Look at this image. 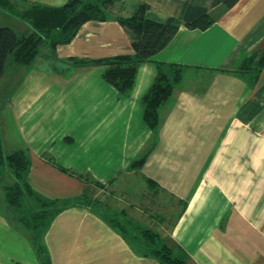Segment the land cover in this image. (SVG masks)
<instances>
[{
  "label": "crops",
  "instance_id": "0c3cea01",
  "mask_svg": "<svg viewBox=\"0 0 264 264\" xmlns=\"http://www.w3.org/2000/svg\"><path fill=\"white\" fill-rule=\"evenodd\" d=\"M187 1L118 0L111 19L84 23L54 54L45 47L30 66L11 61L0 78L14 95L0 103L4 149H26L34 192L65 206L41 232V253L0 185V264H162L85 202L118 195L123 212L189 264H264V0L210 9L206 30L181 26L139 65L128 95L104 80L103 66L70 60L134 53L117 18L147 4L146 16L165 22ZM159 63L178 65L182 78L153 132L141 99ZM148 149L142 168H132Z\"/></svg>",
  "mask_w": 264,
  "mask_h": 264
},
{
  "label": "trees",
  "instance_id": "16d2710c",
  "mask_svg": "<svg viewBox=\"0 0 264 264\" xmlns=\"http://www.w3.org/2000/svg\"><path fill=\"white\" fill-rule=\"evenodd\" d=\"M116 1L118 0H67L60 6L33 3L20 8L15 0H0V10L26 22L30 27L26 32L18 33L11 26H0V78L7 71L9 56L16 65L30 66L43 53V45L50 54H54L58 46L70 43L77 36L84 23L111 19L112 6ZM213 1L215 4L210 7L207 0H188L180 17H171L165 22L149 19L146 16L148 5L141 4L133 16L117 18L130 35L134 53L95 60L72 57L70 60L75 66H103L104 80L121 94L128 95L134 87L139 65L165 48L181 26L206 30L215 22L214 13L210 9L226 10L239 0ZM181 78L182 70L178 65L158 64L157 76L141 99L144 121L153 132L158 130L161 123L160 108L172 95ZM150 150L135 159L131 167H141ZM4 164L11 169L15 180L3 186L5 201L17 211L18 220L31 231L36 248L43 253L44 248L39 242L41 232L64 206L58 200L46 199L34 192L27 181L29 157L26 149L6 152L0 138V166ZM28 195L37 205H45L44 209H36L35 206L26 209L24 200ZM51 204L62 207L50 212L46 208ZM145 254L157 258L162 264H189L187 258L174 255L166 245L152 247Z\"/></svg>",
  "mask_w": 264,
  "mask_h": 264
},
{
  "label": "rangeland",
  "instance_id": "374dc122",
  "mask_svg": "<svg viewBox=\"0 0 264 264\" xmlns=\"http://www.w3.org/2000/svg\"><path fill=\"white\" fill-rule=\"evenodd\" d=\"M207 3L210 7L214 6V4H215V2L213 0H207ZM16 4L19 5L18 3H16ZM4 25L13 27L18 33H23V32H26V30L30 29L29 25L26 22H24V21L16 18L15 16H12V15L5 13L2 10H0V26H4ZM44 48H45V46L43 45L42 50H44ZM11 61H12V58H11V56H9L8 61H7L8 62V65H7L8 71H9V68L11 67L10 66ZM11 70H13V69H11ZM13 96H14L13 92H11L8 84L5 82H1L0 83V103L3 100H5L6 98L11 99V97H13ZM148 150H150V149H148ZM142 155H140V156H142ZM142 166L141 167H134V169H140V168H142ZM13 182H15V180L12 176L11 169L5 164L3 166H0V185L13 183ZM0 191H1V188H0ZM1 197L4 201L5 200L4 191H2ZM115 198L118 199L115 201L116 202L119 201L118 204L120 206L117 204L115 206L116 208H114V209H112L110 207V205L107 206L108 204H114V203L116 204V202H112L113 198L108 197V196H101L100 199H96V200L92 199L90 201L86 200L85 202L89 205H93V206L95 205L96 206L95 208L100 210L99 212H101L103 215H105L106 218H108V220L116 228H118L120 231L125 233V235H127L134 242L141 241L137 244L144 251L152 249V247H155V246L156 247H162V245L169 246L168 243L165 242V240L161 237L160 234L151 230L150 228H147L146 225H145L146 228H144L143 227L144 223H140L137 219L133 218V216L130 217L128 215L129 213L123 212L121 210L122 204L125 203L123 201L125 198L124 195H123V197L118 195V196H115ZM152 198H153V201H155L154 197H152ZM157 201H160V200L157 199ZM24 202H25V205L27 207L26 209H29L32 206H35L36 209H38L39 207H41V209H44V206H45V205H43V206L37 205L36 201L29 195L25 197ZM85 202H84V204H86ZM3 203H5V202H3ZM79 203H83V202H79ZM158 203H160V202H158ZM62 205L65 206L64 204H62ZM161 205H162V203H161ZM106 206H107V208H106ZM61 207L62 206H60V205L58 206V205H52L51 204L49 206V208H46V209H48V211H50V212H54V211H56L57 208H61ZM150 233L153 234L154 236H152ZM162 243H164V244H162Z\"/></svg>",
  "mask_w": 264,
  "mask_h": 264
}]
</instances>
